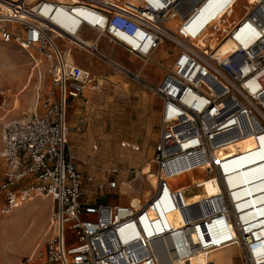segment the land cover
Returning a JSON list of instances; mask_svg holds the SVG:
<instances>
[{
    "label": "built area",
    "instance_id": "2783aa9c",
    "mask_svg": "<svg viewBox=\"0 0 264 264\" xmlns=\"http://www.w3.org/2000/svg\"><path fill=\"white\" fill-rule=\"evenodd\" d=\"M20 1L30 15L12 11ZM203 2L0 0V40L28 52L48 75L41 85L38 71L40 110L5 122L0 148V212L39 196L52 201L44 250L37 245L30 257L44 264H183L195 252L234 246L239 264H264V0H235L205 21L194 16ZM85 27L96 36H83ZM104 36L140 57L141 68L133 71L101 49ZM166 40L180 48L151 82L141 70ZM227 40L235 50L218 57ZM73 46L162 101L157 184L144 201L103 202L95 191L118 188L120 180L85 175L73 160L70 102L82 96L87 103L83 93L105 85L101 74L73 60ZM0 95L3 102L11 96L8 88ZM198 170L217 194L187 205L184 185L173 179ZM180 210L187 221L175 225L171 215Z\"/></svg>",
    "mask_w": 264,
    "mask_h": 264
},
{
    "label": "rangeland",
    "instance_id": "374dc122",
    "mask_svg": "<svg viewBox=\"0 0 264 264\" xmlns=\"http://www.w3.org/2000/svg\"><path fill=\"white\" fill-rule=\"evenodd\" d=\"M232 1V0H231ZM255 3L256 0H250ZM21 2V1H20ZM227 3L218 6L223 8ZM231 2H228V5ZM179 20H175V25ZM102 44L111 55L119 59L133 71L142 66V59L124 46L108 42ZM120 46L119 53L115 46ZM66 46V43H62ZM180 46L170 40L163 42L155 51L142 74L151 82H156L164 74L173 61ZM235 50L231 40H227L217 51L218 56H225ZM35 55V52H33ZM90 63L95 69L108 74L110 80L105 81L104 88L90 92L89 102L82 96L71 102L68 107L69 132L68 143L73 154V160L83 174H92L100 179L117 177L120 187L109 191H95V197H101L103 202L144 201L154 191L157 184L155 176L157 164L153 160L154 143L159 135L161 123V99L130 76L123 74L101 62L97 63L90 55L79 58ZM34 61L26 51L18 49L12 42L0 40V88L11 90V96L3 102L0 95V148L2 145L3 124L11 119L30 115L35 106L38 85V71L41 85L48 84V75L44 65L39 63L38 70L33 67ZM28 85L27 88L24 87ZM24 89V90H23ZM23 90V91H22ZM39 91V90H38ZM17 101V102H16ZM18 103V107H16ZM151 167L150 173L144 171ZM117 169V170H116ZM203 170L191 172L173 179L177 184L184 185L181 192L191 203V196L215 189L213 181L202 177ZM2 176V161L0 160V180ZM124 181V182H123ZM206 181V186L202 183ZM91 184L86 183L85 193H89ZM103 193V194H101ZM141 197V198H139ZM3 202L0 193V206ZM52 201L49 196H39L15 209L10 213L0 212V264H42L43 257L33 255L32 251L45 247L44 235ZM177 215V212L174 213ZM173 214L171 215L172 218ZM232 247V248H231ZM234 246L218 249L207 253L208 264H234L231 257ZM227 250V252H225ZM226 253L223 261L217 257Z\"/></svg>",
    "mask_w": 264,
    "mask_h": 264
},
{
    "label": "bare ground",
    "instance_id": "6f19581e",
    "mask_svg": "<svg viewBox=\"0 0 264 264\" xmlns=\"http://www.w3.org/2000/svg\"><path fill=\"white\" fill-rule=\"evenodd\" d=\"M132 1H136V0H132ZM227 1V3L223 6V7H225V6H227L228 5V2L230 1L231 3H233L235 0H204V2L198 7V10H197V12L194 14V16L195 15H197V18L198 17H200L201 19H202V21H205L213 12H215L217 9H218V6L221 4H223L224 2H226ZM256 2H257V0H256ZM256 2L254 3V4H256ZM230 3V4H231ZM10 7H12L13 9H12V11L14 12V13H16V14H25V15H30V12L26 9V8H24L23 6H22V3L21 2H19V3H17L16 5H9ZM189 7L190 6H188L187 7V9H186V11H188V9H189ZM175 21V20H174ZM175 29H176V27H175ZM231 42L234 44V47L236 48V45H235V43L231 40ZM232 53V52H231ZM231 53H229V54H231ZM71 54V53H70ZM228 54V55H229ZM227 55V54H226ZM225 55V56H226ZM218 56V55H217ZM218 57H222V56H218ZM142 71V70H141ZM142 73V72H141ZM28 87V85H26L25 87H24V89L25 88H27ZM23 89V90H24ZM9 90V92H10V95H11V90L10 89H8ZM22 90V91H23ZM17 102V101H16ZM0 107H2V106H0ZM16 107H18V103H17V105H16ZM3 119V117H0V120H2ZM144 171L145 172H147V173H150V171H151V167H150V165H149V167H145V169H144ZM215 194H217V187H215V190L214 191H212L211 193H209L208 195H206V196H204V197H202V198H200V199H198L197 201H195L194 203H196V202H198V201H200V200H202V199H204L205 197H210V196H212V195H215ZM183 199H184V202L187 204V205H190V204H194V203H189V201H188V199L187 198H184L183 197ZM206 209V211H207V208H205ZM189 213H191L190 212V209H189ZM178 214H179V217H180V219L182 220V221H187V218H186V215L184 214V212L182 211V210H180V211H178ZM191 218H193V216L191 217ZM228 246H226V247H221V248H216V249H214V250H218V249H223V248H227ZM214 250H212V251H214ZM211 252V251H210ZM227 255H226V253H224V252H222V254L221 255H219L218 257H217V261L218 262H221V261H223V259L226 257ZM183 264H208V258H207V254H201V253H198V252H195V254L190 258V259H188L187 261H185V262H183Z\"/></svg>",
    "mask_w": 264,
    "mask_h": 264
},
{
    "label": "crops",
    "instance_id": "0c3cea01",
    "mask_svg": "<svg viewBox=\"0 0 264 264\" xmlns=\"http://www.w3.org/2000/svg\"><path fill=\"white\" fill-rule=\"evenodd\" d=\"M96 31L95 30H93V29H91V28H89V27H85V28H83L82 29V35L83 36H86V37H88V38H93V37H95L96 36ZM104 38H106L107 40H108V42H112V41H110L107 37H102L101 39H100V48L101 49H105V47L103 46V44H102V40L104 39ZM58 43H59V45L62 47V48H66L67 46H62V43H65L64 41H62V40H58ZM116 43V42H115ZM115 46H116V48H117V51L119 52V53H121L123 50H122V48L120 47V46H117L116 44H115ZM106 50V49H105ZM128 51V50H127ZM70 55L72 56V58H73V60L77 63V64H79V65H81V66H83V67H86V68H89V69H91L93 72H95V73H97V74H101L102 76H103V82H104V84H105V81L106 82H108V80H110V78H109V75L106 73V74H104V73H101L100 72V68L98 67L97 69H95L93 66H91L90 65V63H88L87 64V62H85V61H82V60H80L79 58L80 57H85V55L87 54V55H90L93 59H95L96 61H97V63H99L100 65H103L102 63H101V61L99 60V59H97L96 57H94L93 55H91L90 53H88L87 51H85V50H82V49H80V48H78V47H75V46H73L72 48H71V50H70ZM131 53V52H130ZM130 57H132L133 59L135 58V56L133 55V53L132 54H130ZM143 70V69H142ZM90 92H95V91H92V90H86L85 91V93H83V96H85V97H88V98H90L89 97V95L88 94H90ZM88 93V94H87ZM71 102H73V101H71ZM70 102V103H71ZM71 105V104H70ZM161 108H162V101L160 102V112H161ZM34 110H37V111H39L40 110V108L39 107H37L36 109H35V106H34ZM33 110V111H34ZM69 114H68V111H67V121H68V123H69ZM68 145H69V143H68ZM70 146V145H69ZM68 146V147H69ZM69 149H70V147H69ZM193 173V172H192ZM189 174H191V173H189ZM185 175H187V174H185ZM124 182V181H123ZM215 189H211V191H206V192H204V193H202V194H198V195H193V196H191L190 198H191V203H194L195 201H197L198 199H200V198H202V197H204V196H206V195H208L209 193H211L212 191H214ZM139 198H141V197H139ZM146 199H147V197H146ZM125 203V202H124ZM172 220H173V222H174V224L175 225H180V224H182V220L180 219V217H179V214H178V212H177V215H175V214H173V216H172ZM232 248V247H231ZM225 252H227V250L225 251ZM224 252V253H225ZM232 254H231V257H232V259H233V261H234V264H239L240 263V261H239V259H238V257H237V252L235 251V249L233 248L232 249V252H231ZM39 264V263H38ZM42 264H44V263H42Z\"/></svg>",
    "mask_w": 264,
    "mask_h": 264
},
{
    "label": "trees",
    "instance_id": "16d2710c",
    "mask_svg": "<svg viewBox=\"0 0 264 264\" xmlns=\"http://www.w3.org/2000/svg\"><path fill=\"white\" fill-rule=\"evenodd\" d=\"M182 189V188H181Z\"/></svg>",
    "mask_w": 264,
    "mask_h": 264
}]
</instances>
